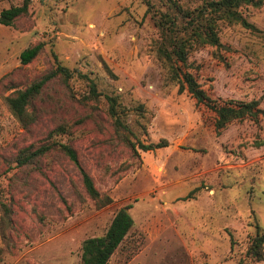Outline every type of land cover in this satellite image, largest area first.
Wrapping results in <instances>:
<instances>
[{
	"label": "rangeland",
	"instance_id": "1",
	"mask_svg": "<svg viewBox=\"0 0 264 264\" xmlns=\"http://www.w3.org/2000/svg\"><path fill=\"white\" fill-rule=\"evenodd\" d=\"M211 1L32 0L29 15L0 24V264H83L84 242L104 236L127 206L134 227L109 264H264L247 255L264 230V118L262 131L246 120L218 135L215 114L180 92L157 54L162 14L175 15L174 3L194 11ZM260 1L237 11L240 20L203 19L222 47L204 43L206 32L195 43L177 13L180 37L195 44L189 68L213 100H260L264 110ZM21 4L0 0V13ZM39 43L43 52L23 65L22 52ZM56 58L73 77L46 85L25 128L6 99L54 69ZM125 138L168 147L133 151ZM61 143L76 150L110 204L90 198ZM3 204L11 210L4 224Z\"/></svg>",
	"mask_w": 264,
	"mask_h": 264
},
{
	"label": "trees",
	"instance_id": "2",
	"mask_svg": "<svg viewBox=\"0 0 264 264\" xmlns=\"http://www.w3.org/2000/svg\"><path fill=\"white\" fill-rule=\"evenodd\" d=\"M31 4L32 0H22L20 6L3 10L0 13V24L6 27L12 26L18 18L29 15ZM261 5L262 2L260 0H217L208 2L203 7L194 11H183L174 3L171 10L174 8L176 14L172 15L170 12H166L156 22L157 27L161 31V40L156 48L160 60L164 61V64L168 67L170 78L179 85L180 92L187 91L196 100L197 104L204 105L215 114V129L218 135H221L231 124L246 120L253 121L257 125L258 130L262 131L261 124L264 118V110L261 108V101H217L207 95L189 68L188 62L195 44L180 37L184 31L178 30L179 16L177 13L181 12V16L187 27L185 30L192 33L191 37H196L195 43H199L201 36L206 32L207 34L203 36L202 40L204 43L207 41L209 44L222 47L220 38L212 27L207 25L206 31L203 30L204 24H201L204 22L203 19L216 15L217 19L229 18L240 20L241 16L237 14V11L243 6L261 7ZM242 25L247 29H255L253 25L247 23L245 20L242 21ZM45 46L44 43H39L26 49L21 54V63L23 65L32 63L43 52ZM72 77L71 71L62 66L56 58V67L54 69H51L40 79L33 82L27 89L10 95L6 101L16 118L26 128L35 122V117L28 111V107L43 92L46 85L57 78H62L68 82ZM97 94L96 84L93 83L91 95L96 98L98 97ZM108 99L111 101L112 110H115L113 105L115 103L114 100L112 98ZM117 127L125 129L120 120L117 121ZM120 130H118L119 134L121 133ZM125 141L133 151H137L138 147L144 152L168 147L166 140L150 145H144L140 142L136 144L131 142L129 138H125ZM258 145L264 146V142L260 141ZM58 146L79 167L84 186L90 198L96 201L100 207L110 204L112 200L109 197L101 195L92 178L81 168L76 150L66 143L58 144ZM48 149V147L41 148L36 154H32L31 156L22 153L24 156L19 158V163L27 164L35 155H42ZM2 209L4 224L10 221L11 210L4 204L2 205ZM131 209V206L122 208L115 216L109 230L104 236L91 238L84 242L83 264H109L113 255L121 247L134 227V219L130 214ZM247 255L254 263L264 261V230L258 228L257 234L250 242Z\"/></svg>",
	"mask_w": 264,
	"mask_h": 264
}]
</instances>
